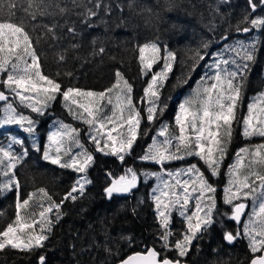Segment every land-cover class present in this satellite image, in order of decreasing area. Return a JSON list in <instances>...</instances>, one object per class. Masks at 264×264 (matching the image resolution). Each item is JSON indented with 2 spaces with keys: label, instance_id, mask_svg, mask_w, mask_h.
I'll return each mask as SVG.
<instances>
[{
  "label": "snow or ice",
  "instance_id": "6c2138e0",
  "mask_svg": "<svg viewBox=\"0 0 264 264\" xmlns=\"http://www.w3.org/2000/svg\"><path fill=\"white\" fill-rule=\"evenodd\" d=\"M71 2L74 6L85 8V12L78 15L83 17L86 26H91L89 17L97 15L96 9L104 7L100 0H95L92 8H88L84 0ZM247 3L254 11L264 0H247ZM52 7L58 9L60 14L70 11L68 7L60 6V0H47V3L45 0H0V74H3L0 88L7 90V94L0 90V101L4 102L0 125H19L27 133L34 134L38 120L24 115L20 107L31 109L32 113L42 116L51 102L60 97L68 113L89 126L88 134L95 145V151L118 156L124 161L125 155L131 153L138 138L147 135V131L141 129L142 110L134 102L133 84L119 69L114 72L112 85L102 91L71 86L63 88L55 78L45 74L37 48L42 36L33 35L41 26L32 21L37 15H54L55 12L48 11ZM250 15L246 13L240 23L248 22L253 28L264 27V17L250 18ZM43 27L46 29L45 37L51 34L53 39L57 38L54 31L56 24ZM68 30L74 31V28ZM236 30L248 33L250 28L237 26ZM202 47L207 49L209 44L204 43ZM137 48L141 74H151L140 100H146L148 104L144 109L146 120L154 122L167 107L166 104L160 106L161 89L172 72L176 54L164 49L156 40L146 41ZM256 48L255 40L248 44L238 41L235 45H226L225 51L235 53V57L217 59L213 63L211 67L216 69L215 74L206 73L202 76L191 94L179 103L174 128L168 123L162 124L158 136L163 139L152 137L151 144L139 157L140 160L154 161L160 165L183 161L187 157H198L206 166L204 171L197 163L167 170L168 180L162 179L160 172L143 173L145 177L154 176L161 181L153 189L151 197L155 202L159 228L162 229L158 238L162 241V251L173 250L175 255L169 257L154 247H147L119 259L118 264H185L182 258L190 255L193 241L218 222L215 219L219 212L217 188L210 179L220 174L221 162L233 140L234 124L242 121L244 138L264 139V91L251 98L246 115L242 118L238 115L244 96L245 73L250 69L248 62L256 61ZM104 51L103 47L99 48V53ZM162 51H166V55H162ZM213 55L222 57L223 53ZM204 58L197 50L190 70L194 71L197 62ZM237 58L242 62L238 63ZM64 59L65 55L60 54L59 60ZM230 64L235 65V70L227 67ZM154 67L158 70L153 71ZM66 75L70 76L71 73ZM182 83L187 84L188 78ZM57 124L59 126L47 134L48 143L43 148L42 158L61 168L73 169L81 175L59 203L53 200L45 188H39L21 200L20 183L14 170L29 155V150L23 147L22 140L15 137L7 147L0 146V177L3 178L0 179V193L16 190L15 217L0 229V250L11 248L35 253L37 249H43L53 225L49 214L55 209V219L58 220L65 200H77L76 193L82 196L86 186L92 183L87 173L95 162L94 156L84 149L79 139V129L62 121H57ZM13 144L20 145L22 150L13 151ZM73 145L82 151L72 154ZM32 147L40 151L35 141ZM206 171L210 173L209 176L205 175ZM227 174L229 179L223 189L222 200L225 205H232L231 215L227 212L220 215L240 224L248 205L237 201L249 199L251 211L242 228L224 230L222 239L229 245H235L240 240L246 242V259L243 264H264V142L239 148L234 163L228 166ZM182 176L187 178L181 179ZM137 179L138 172L129 167L125 175L111 181L104 193L108 198L114 194L130 193L136 188ZM193 199L195 210L189 214L190 201ZM174 210L184 218L186 227L183 231H174L171 227ZM122 239L131 243L134 237ZM105 251L112 254L109 248H105ZM37 264H47L46 257L39 255Z\"/></svg>",
  "mask_w": 264,
  "mask_h": 264
},
{
  "label": "trees",
  "instance_id": "16d2710c",
  "mask_svg": "<svg viewBox=\"0 0 264 264\" xmlns=\"http://www.w3.org/2000/svg\"><path fill=\"white\" fill-rule=\"evenodd\" d=\"M84 2L88 8H92L95 0ZM100 3L104 7L96 9V16L89 17L91 26H86L83 17L78 15L85 12V8L74 6L71 0H60V6H66L70 11L60 14L58 9L52 7L48 11L55 12L54 15H37L32 21L41 26L33 35L42 36L37 48L42 57L44 72L61 83L63 88L71 86L102 91L112 85L115 80L114 72L119 69L133 84L134 102L142 110L141 129L148 126V132H151L164 123L170 125V120L178 110L177 106L191 94L200 78L206 73L215 74L216 69L211 66L217 59L232 58L225 56L219 46L225 36L231 45L238 41L248 44L255 40L257 43L256 61L248 62L250 69L245 73L244 96L238 109L241 118L247 114V104L251 102V98L264 91V27L253 28L248 22L240 23L243 16L250 13L247 0H100ZM250 14V18L264 17V3L258 4ZM53 24L57 25L54 30L57 38L53 39L51 34L45 37L46 29L43 25L51 27ZM237 26L249 27L250 31L240 35L241 31L236 30ZM69 28H74V31H69ZM150 40L158 41L164 49L176 54L172 72L161 89L160 106L166 104L167 107L158 114L154 122L146 120L147 113L144 109L148 104L146 100H140L151 74H141L137 48L139 44ZM204 43L209 44L207 49L202 47ZM101 47L105 49L103 53H99ZM197 50L205 58L198 61L195 70L191 71ZM94 52L97 54L94 55ZM215 53H223V56L213 55ZM60 54L65 55L63 61L59 60ZM232 54L235 57V53ZM162 55H166V51H162ZM237 62L242 61L237 58ZM162 63L161 61V66ZM227 67L235 70V65ZM156 70L158 69L154 67L153 71ZM2 78L3 74H0V79ZM185 78H188L187 84L182 83ZM0 90L7 93L5 89ZM59 98L51 102L42 116L32 113L31 109L20 107L21 110L25 109L24 115L38 120L34 134L27 133L19 125L0 127V146L7 147L15 137L22 140L23 147L29 150V155L14 170L20 183L21 200L37 189L45 188L53 200L59 203L81 175L73 169L61 168L42 158L48 130H55L57 118L66 117L73 121ZM56 108L60 115L55 118L51 112ZM2 116L3 105L0 106V118ZM234 129L232 143L220 165L219 180L210 179L216 188L226 187L224 183L228 181V166L234 163L235 153L239 148L264 142L259 137L244 138L242 121L234 124ZM80 137L81 141L85 139V135ZM34 141L40 151L32 147ZM147 141L148 134L141 135L131 153L125 155L124 161L118 156L95 151L93 144L92 148H88L82 142L84 149L94 156L95 162L87 173L92 183L86 186L82 196L76 193L77 200H65L58 220L55 219V209L49 214L53 225L43 249H37L35 253L11 248L0 250V264H36L39 255L46 257L47 264H114L140 248L159 247L162 251V241L158 238L162 229L153 215L151 202L146 194L152 178L143 179V173L153 171V167L149 163L137 161L141 152L145 151L143 149ZM12 149L15 152L22 150L17 144H13ZM79 151L82 149L72 146V154ZM129 167L138 172L139 182L136 188L127 197L105 199L103 189L107 183V175L116 177ZM199 167L202 171L206 168L203 162ZM205 175L209 176L207 171ZM216 196L220 211L228 212L218 190ZM15 198V189L0 193V229L14 220ZM215 219L218 222L214 226L220 228L219 220L222 219L219 212ZM214 226L193 241L190 255L182 258L184 262L243 264L246 259V242L240 240L235 245L227 246L219 236L220 231ZM122 237H134V240L129 243ZM105 248L111 249L112 254L105 251ZM162 252L169 257L175 253L173 250Z\"/></svg>",
  "mask_w": 264,
  "mask_h": 264
},
{
  "label": "rangeland",
  "instance_id": "374dc122",
  "mask_svg": "<svg viewBox=\"0 0 264 264\" xmlns=\"http://www.w3.org/2000/svg\"><path fill=\"white\" fill-rule=\"evenodd\" d=\"M226 45H231V44H229V42L228 41H225V42H220L219 43V46L221 47V49H222V52L224 53V55L225 56H230V57H233L234 55L231 53V52H227V51H225V46ZM11 99V98H10ZM60 99V101L62 102V99L61 98H59ZM181 103V102H180ZM62 105H63V102H62ZM57 106H58V104H57ZM177 109H178V106H177ZM176 109V110H177ZM21 110V109H20ZM67 110V109H66ZM23 113H26V111H25V109H23V110H21ZM68 111V110H67ZM178 111V110H177ZM177 113V112H176ZM51 115L52 116H55V118H56V116H59L60 115V113H59V109H54L52 112H51ZM174 117H175V115H174ZM174 117L170 120V125L174 128ZM2 118H3V116H2ZM69 118H72V116L70 115V117ZM57 120L58 121H62V122H64V123H66V124H70L72 127H74V128H77V129H79V139H80V141H81V135H85V139L83 140L82 139V141H81V143L83 142V143H85V145L89 148V147H91L92 148V140H91V138H90V136H89V134H88V129H89V126L87 125V124H85V123H83V121H81V120H77V119H75L74 117H73V121H69V120H67L66 119V117H64L63 119H61V118H57ZM72 122H74V124L72 123ZM3 125H0V127H2ZM59 125L56 123V126H55V128L56 127H58ZM161 126V125H160ZM159 129H160V127L159 128H153L152 130H151V132H148V126H145L144 127V130H146L147 131V134H148V141L144 144L145 146H144V149L143 150H146L147 149V146L149 145V144H151V142H152V137H154V136H156L158 139H163V137H159L158 136V131H159ZM50 131H53V129H50V130H48V133L50 132ZM47 133V134H48ZM86 141H88V143H89V145H87L88 143L86 142ZM47 143H48V141L46 140V142H45V144H46V146H47ZM94 145V144H93ZM95 146V145H94ZM144 152L145 151H142L141 152V155H143L144 154ZM140 155V156H141ZM139 156V157H140ZM139 161H142V160H140V159H138ZM144 162H150L149 164L150 165H152V169H153V171H151V172H160L161 173V176H162V179H164V180H168L169 179V177L166 175V171L167 170H175V169H178V168H185V167H187L189 164H191V163H197V165H198V167H199V165L203 162V161H200L199 160V158L198 157H187L185 160H183V161H172V162H166V164L165 165H160V164H157L156 162H154V161H144ZM208 174L210 175V173L208 172ZM147 178H152L151 179V181H150V185L149 186H147V188H146V194H147V198H148V200L151 202V208H152V212H153V215L155 216V218L157 219V217H156V210H155V202L152 200V195H153V189H155L156 188V186H157V184H160L161 183V181L160 180H158L156 177H154V176H148V177H143V179L145 180V179H147ZM185 178H187V177H181V179H185ZM212 179H214V180H219L218 178V176H215V177H211ZM229 179V177L227 178V180ZM222 181V180H221ZM171 182H174V181H171ZM228 182V181H227ZM227 182H225L224 183V181H223V183L227 186ZM162 186V185H161ZM225 188V186H223V187H220V188H217V190H218V193L219 194H221V196L223 197V195H224V193H223V189ZM158 194V193H157ZM237 202H245L247 205H248V207H246V209H245V213L241 216V223L240 224H238V226L237 225H234L235 226V228H237V227H239V228H242V226H243V222H245L247 219H248V213L251 211V199H249V200H247V201H237ZM222 203H223V201H222ZM235 203V202H234ZM223 206L225 207V209L228 207V215L230 216V212H229V209L232 207V205H225L224 203H223ZM221 208V207H220ZM220 208H218V210H219V213H222V211H220ZM195 210V200L193 199V200H191L190 201V207H189V214L191 213V211H194ZM221 216V219L223 220H219V226H220V228H217L216 226H214V228L215 229H217V230H219L220 231V234H219V236H221L222 237V232L224 231V230H226L227 229V227L228 226H232V221L230 220V219H228V217L227 216H223V215H220ZM158 220V219H157ZM183 220H184V218L183 217H180L179 216V214H178V212H176L175 210L173 211V215H172V224H171V227H172V229L175 231V230H179V231H183L184 230V228L186 227V224L183 222ZM159 222V221H158ZM212 228H213V226H211ZM233 227V226H232ZM226 245V244H225ZM228 246V245H227ZM158 252H162L160 249H159V247L156 249ZM218 251H224V250H221V249H218ZM226 252V251H225ZM162 254H163V252H162ZM172 255H175V253H172L170 256H172Z\"/></svg>",
  "mask_w": 264,
  "mask_h": 264
},
{
  "label": "water",
  "instance_id": "95a60500",
  "mask_svg": "<svg viewBox=\"0 0 264 264\" xmlns=\"http://www.w3.org/2000/svg\"><path fill=\"white\" fill-rule=\"evenodd\" d=\"M245 34V32H243V31H241V35H244ZM222 40H226V37L224 36L223 38H222ZM0 103H2V101H0ZM119 177H117V178H115V179H118ZM113 179L112 178H109V183H108V185L106 186V187H109L110 186V184H111V181H112ZM130 193H119V194H114L115 196H122V197H126V196H128ZM105 197L106 198H108L107 196H106V194H105ZM144 250V249H143ZM135 253V252H134ZM131 254H133V253H131ZM131 254H129V255H131ZM126 257V256H125ZM124 257V258H125ZM115 264H118V262H116ZM186 264V263H185Z\"/></svg>",
  "mask_w": 264,
  "mask_h": 264
},
{
  "label": "flooded vegetation",
  "instance_id": "af4514ba",
  "mask_svg": "<svg viewBox=\"0 0 264 264\" xmlns=\"http://www.w3.org/2000/svg\"><path fill=\"white\" fill-rule=\"evenodd\" d=\"M140 249H142V248H140Z\"/></svg>",
  "mask_w": 264,
  "mask_h": 264
}]
</instances>
